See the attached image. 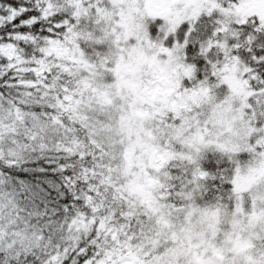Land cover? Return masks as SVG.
I'll return each instance as SVG.
<instances>
[{
  "label": "snow or ice",
  "instance_id": "1",
  "mask_svg": "<svg viewBox=\"0 0 264 264\" xmlns=\"http://www.w3.org/2000/svg\"><path fill=\"white\" fill-rule=\"evenodd\" d=\"M0 264H264V0H0Z\"/></svg>",
  "mask_w": 264,
  "mask_h": 264
}]
</instances>
